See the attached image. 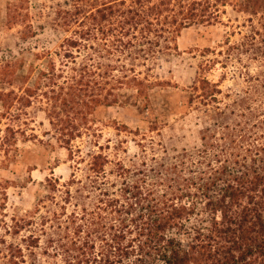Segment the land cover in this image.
Wrapping results in <instances>:
<instances>
[{
	"label": "rangeland",
	"instance_id": "1",
	"mask_svg": "<svg viewBox=\"0 0 264 264\" xmlns=\"http://www.w3.org/2000/svg\"><path fill=\"white\" fill-rule=\"evenodd\" d=\"M238 1L212 0L215 19L182 30L173 42L147 37L152 45H139L142 37H126L123 43L136 44L127 50L121 38L97 33L84 41L94 50L85 51L66 43L80 38L77 25L59 26L58 10L73 0H0V67L15 71L0 80L7 104L0 102V264H66L51 240L71 234L65 220L77 201L66 203L67 190L82 198L77 212L96 204L88 179L114 183L105 189L117 191L121 169L128 179L183 149L203 150L202 136L223 145L215 125H230L233 141L240 135L264 141V97L257 91L264 92V14L243 12ZM82 2L89 12L100 0ZM169 9L178 13L177 2ZM8 10L16 19L11 26ZM140 49L153 52L143 56ZM236 95L244 104L225 109ZM95 99L102 105L90 115ZM97 155L104 162L95 174Z\"/></svg>",
	"mask_w": 264,
	"mask_h": 264
},
{
	"label": "trees",
	"instance_id": "2",
	"mask_svg": "<svg viewBox=\"0 0 264 264\" xmlns=\"http://www.w3.org/2000/svg\"><path fill=\"white\" fill-rule=\"evenodd\" d=\"M211 1L100 0L88 12L82 0H73L70 9L58 10L59 26L80 28L74 32L80 38L66 41L69 48L93 51L84 41L96 39L98 33L104 38H121L118 42L129 50L135 49L136 44L123 43L126 37H142L144 41L139 45H152L147 37H165L164 42L168 43L186 28L209 25L216 13L210 10ZM176 2L179 11L173 14L169 8ZM238 2L243 12L264 14V0ZM6 23L10 26L16 23L10 10L6 13ZM132 31H138L139 35L131 34ZM137 52L149 56L146 54L153 50ZM67 54L68 58H73L72 53ZM47 69L52 73V80L53 65ZM14 72L5 64L0 67V80L4 82L6 76H15ZM40 81L41 77L35 81V86L38 87ZM257 91L264 97V92ZM51 93L55 91L52 89ZM65 95L61 98L67 106L69 101ZM236 96L225 109L244 104V99ZM0 102L7 107L2 93ZM91 102L95 107L90 115L102 105L96 99ZM85 104L87 106V102ZM231 114L234 115V110ZM215 126L216 131L223 132L220 138L223 145L208 144L207 140L215 138L214 135L202 136L203 150L183 149L172 158L174 161L163 159L156 163L157 168L152 166L134 172L128 179L125 175L129 171L121 169L117 176L122 182L117 191L105 189L106 186L114 188V183L88 179L89 187L98 192L91 210L82 206L77 212L83 204L77 202L82 198L72 196L67 190L66 203L70 199L77 201L65 220V230L71 234L51 240L65 257L66 264H264V141L258 143L246 135H240L239 142L233 141L235 135L228 133L230 125ZM205 131L211 132L210 129ZM103 162L100 155L94 156L91 170L98 174ZM72 183L83 185L79 181ZM54 184L57 186L56 181L49 186L53 192H59ZM56 228L61 230V224ZM62 240L68 243L61 244Z\"/></svg>",
	"mask_w": 264,
	"mask_h": 264
}]
</instances>
